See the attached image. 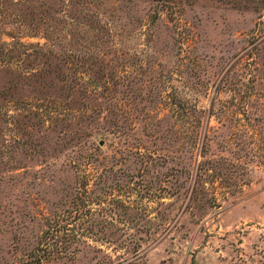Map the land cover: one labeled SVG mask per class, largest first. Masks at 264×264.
Returning <instances> with one entry per match:
<instances>
[{
	"label": "rangeland",
	"instance_id": "374dc122",
	"mask_svg": "<svg viewBox=\"0 0 264 264\" xmlns=\"http://www.w3.org/2000/svg\"><path fill=\"white\" fill-rule=\"evenodd\" d=\"M0 264H264V0H0Z\"/></svg>",
	"mask_w": 264,
	"mask_h": 264
}]
</instances>
